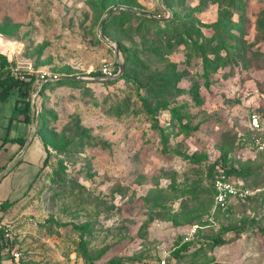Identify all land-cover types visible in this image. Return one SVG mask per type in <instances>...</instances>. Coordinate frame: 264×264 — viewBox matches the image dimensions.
<instances>
[{
    "label": "rangeland",
    "instance_id": "374dc122",
    "mask_svg": "<svg viewBox=\"0 0 264 264\" xmlns=\"http://www.w3.org/2000/svg\"><path fill=\"white\" fill-rule=\"evenodd\" d=\"M120 1L128 5L109 9L139 19L118 14L103 34L137 51L149 74L100 82L91 76L118 66L99 35L109 10L101 0H0V29L19 43L20 58L65 82L34 102L35 119L37 110L46 121L48 165L42 170L37 141L0 181V202L16 201L2 221L19 254L11 264H83L84 255L93 264H264V235L246 223L253 209L234 202L224 217L210 189L225 154L228 167L264 180V153L238 142L254 135L252 111L264 118V0H166L172 18L195 20L194 39L216 68L187 41L154 57L156 31L169 28L151 27L143 44L138 29L152 25L141 18L168 12L159 0H108ZM74 76L83 79L61 80ZM18 99L12 92L0 101V144L19 136Z\"/></svg>",
    "mask_w": 264,
    "mask_h": 264
},
{
    "label": "trees",
    "instance_id": "16d2710c",
    "mask_svg": "<svg viewBox=\"0 0 264 264\" xmlns=\"http://www.w3.org/2000/svg\"><path fill=\"white\" fill-rule=\"evenodd\" d=\"M164 2L166 4V6L170 7L169 2H167L166 0H164ZM119 4L128 5L126 3H121V1L111 3V2H108V0H101L99 6H100L101 12H104L105 10L109 9L111 6L119 5ZM118 14L121 15V17H127L129 19H139L138 17H136L135 15H133L129 12H123L121 10L114 11L109 15L108 19L105 21V23L103 25V32H104L105 36L109 37L107 35L106 31L109 28H111V24H113V19ZM141 20H143L145 23H147V25H152V26H146L144 28V30L141 28L138 29L139 32L140 31L142 32L141 38L144 39L143 44H145L148 41V39H146V37H148L147 35L149 34V32H151L153 30V29H151V27L154 29L156 28L158 30V28H160L161 25L159 22H157L155 20L148 19V18H141ZM194 23H195V20L191 17L190 14L183 15V16L175 15V16H173L171 21L165 22V25H166V27L169 28L170 32L167 29L165 31H156L157 32L156 40L158 42L155 46V50L153 49V51H152L154 54V57H157L156 56V54H158L157 52L159 50L163 51L164 48H167L170 52H172V50L176 46L174 44V42H177V43L184 45V43L187 41V47L186 48H190L189 43L192 42V47L195 50H197V52L199 51V57L201 58V60H203L205 63H211L212 62V64L216 68L217 63L215 62L216 63V65H215V63L212 60H210L206 57L205 52H203V51L201 52V50H203V45L199 44L197 42V38L194 39V37H196ZM174 26H179V28L177 27V29H175V30L172 29L173 31H171L170 27H174ZM0 36L7 38V39H11L8 37V34L6 33V30L4 28L0 29ZM118 46H119V49L125 58V68H124V74L122 76V79L129 81L130 77L132 75H136L137 71H140V69L142 70V72L144 74H149L148 69L146 67H144V65L142 63H140L139 61H137L135 59V57L137 55V51L125 46L120 41H118ZM142 48H144V50H145V47H142ZM215 52L216 51H214V54H215ZM228 53L230 54V52H228ZM217 60L219 62L220 59L217 58ZM0 64L2 66L6 65V61L3 57H0ZM203 73H204V70H203ZM151 74L156 75L153 73H151ZM93 75L97 76V77H101L100 71L94 73ZM152 81H153V78L151 79V83H152ZM60 83L64 84L65 82L55 81V82H50V83L44 84L42 86L40 92H39V95L41 94V92L45 88L52 86V84H60ZM72 83L75 84L76 82H72ZM171 86H172V84L170 85V87ZM30 88H31V85L29 83H24L23 85H19L17 82L12 81V80L3 82L0 85V101L8 98V96L14 90H17L18 94L20 96H22L23 98L28 99ZM191 93L193 94V92H191ZM160 108L163 109L164 107L161 106ZM160 108L157 106L155 109L154 108L152 109V115H151L152 118H155L157 111H159ZM23 112L26 114L25 122L29 123V121H30V115H29L30 103H29V100L26 101ZM35 121L38 123L39 127L35 133L33 141L34 142L39 141L41 143V145L43 146V150L45 152V157L43 158V163H42V167H41L43 170L48 165V161H49V152L47 151L46 144L43 140V137L41 136L42 131L45 128L46 121L43 119L42 115L39 116V113L37 110H36ZM259 137H260V134H258V133L256 135H252L251 137L243 135V137H241L238 140V142H239V144L241 143L242 146H244L245 148L248 149V148H250L251 145H254L255 140ZM7 142L8 141L6 139H4V141H2L0 149ZM10 142L17 143L20 147V150H21V148L23 147V145L26 142V139L20 138V139L12 140ZM253 151H255L256 154L257 153H261V154L264 153V150L259 151V150L253 149ZM26 156H28V154H26ZM23 161H24V159L20 163H22ZM228 162H229L228 154L222 155L220 158H218L212 166L214 176L217 174L223 173L227 176H233L236 178H241L242 180H244L246 182V184L248 186H253V187L264 184V180H260V179L256 180V178L257 179L261 178V177H259V175L261 174L260 172H258V173L256 172V173H254V175H251L249 173L243 172L241 169H239V167H233V168L228 167L227 166ZM33 183H34V181H31L28 184V189H30L32 187ZM210 189H211L212 198L214 199L215 190L213 187H211ZM263 198H264V195H260L258 197L252 198L249 201V203H247V204H241V205H249L253 209L254 216L252 218H248L246 223L249 222V224L253 227L254 231H256V233H260L261 235H264V228H263L264 218L262 217V209H261V205H260V201ZM15 202L16 201H9V200H3L0 202V264H2V263L11 264L13 262V256L11 255V251H12L13 246H14L13 245V239L12 240L4 239V233L5 232H4V227L2 225V221H3V215L15 204ZM234 208H236V207L231 208V210L229 212V216L231 215V212L234 211ZM244 220H242L239 223L240 224L243 223ZM241 229L243 230L244 228L241 227ZM83 254H85V253H83ZM83 257H84L83 258L84 259L83 264H93L90 257H88L87 255H84Z\"/></svg>",
    "mask_w": 264,
    "mask_h": 264
},
{
    "label": "built area",
    "instance_id": "2783aa9c",
    "mask_svg": "<svg viewBox=\"0 0 264 264\" xmlns=\"http://www.w3.org/2000/svg\"><path fill=\"white\" fill-rule=\"evenodd\" d=\"M22 48L14 40L0 36V57L6 61V65L0 64V85L3 82L12 80L19 85L29 83L30 100L36 102L39 99V92L46 82H55L60 80V76L45 69L36 68L30 61L23 60L21 57ZM118 73V66L114 63H108L100 69L101 77H114ZM250 130L256 135L260 134L251 145L253 150H264V118L260 117L255 111L249 116ZM212 187L215 190L214 203L215 210L226 217L230 211V205L234 202L238 204H247L249 201L260 195H264V184L256 187L248 186L241 178L227 176L223 173L214 176ZM262 217L264 218V198L260 201ZM4 227V239L11 240V231L7 226ZM13 260L17 261L19 254L11 251ZM76 264V263H71ZM158 264H166V259H161Z\"/></svg>",
    "mask_w": 264,
    "mask_h": 264
},
{
    "label": "water",
    "instance_id": "95a60500",
    "mask_svg": "<svg viewBox=\"0 0 264 264\" xmlns=\"http://www.w3.org/2000/svg\"><path fill=\"white\" fill-rule=\"evenodd\" d=\"M161 6L163 7L164 10H166L168 12V17L166 18H155L153 16H149L151 19L159 22V23H165L167 22L168 20H170L172 18V16L169 14V9L167 8V6L165 5V3L163 2V0H159ZM117 10H126L127 12L131 13V14H136V15H140L139 13L133 11V10H130V9H127V8H124V7H114V8H111L107 11V13L104 15L101 23H100V26H99V35H100V38L108 45L112 46L114 48V53L116 54V58H117V64H118V74L114 77H97V76H94L92 75L91 77H93L94 79L93 80H97V81H100V82H104V81H111V80H115V79H118L124 72V63L123 61L120 59V56H121V51L119 49V46L116 42L114 41H110L108 40L104 34H103V31H102V26L104 24V21L106 20V18L114 11H117ZM142 15H146V14H142ZM82 76H74V77H65V78H61V80H73V81H80L82 80ZM46 83H50V81L46 82ZM31 105H30V111H31V132H30V135L29 137L27 138L25 144L23 145V147L21 148V150L16 154V156L14 158L11 159V161L9 162V164L3 168L1 171H0V181L1 179L3 178V176H5L11 169L13 166H15L17 163H19L22 158L26 155L27 151L29 150L31 144H32V141H33V138L35 136V133H36V129H35V107H34V101L31 100Z\"/></svg>",
    "mask_w": 264,
    "mask_h": 264
},
{
    "label": "crops",
    "instance_id": "0c3cea01",
    "mask_svg": "<svg viewBox=\"0 0 264 264\" xmlns=\"http://www.w3.org/2000/svg\"><path fill=\"white\" fill-rule=\"evenodd\" d=\"M13 92L16 93L17 96H18V98H19L18 99V101H19L18 106L19 107L18 106H15V109L16 108H19L20 109L19 117L17 118V120L20 123V130H19L20 132H19V136L18 137H15V138H8L7 137L6 138V140L8 142L0 149V150H4L3 151L4 153H3L2 157L0 158V161L1 160L4 161L6 158L10 160V159L14 158L16 156V154L20 151L19 145L17 143H12L10 141L16 140V139H20V138H24V139L27 140V138L29 137L30 132H31V111L29 112V115H30V121H29V123L28 122H25L26 114L23 112V109H24V106H25L26 101L29 100V103L31 102V100H30V93H29V98L28 99H25V98H23L22 96H20L18 94L17 90H14ZM30 105H31V103H30ZM33 140H34V138H33ZM33 143H35V142L32 141V144L31 145H33ZM1 144H2V142H1ZM1 144H0V146H1ZM7 144H11V147H9V148L6 147L5 148V146ZM29 151H30V148H29V150L27 151L26 154H28ZM2 264H7V263H2Z\"/></svg>",
    "mask_w": 264,
    "mask_h": 264
}]
</instances>
